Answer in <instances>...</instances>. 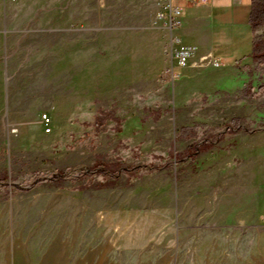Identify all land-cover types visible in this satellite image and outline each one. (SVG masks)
<instances>
[{
  "label": "rangeland",
  "instance_id": "374dc122",
  "mask_svg": "<svg viewBox=\"0 0 264 264\" xmlns=\"http://www.w3.org/2000/svg\"><path fill=\"white\" fill-rule=\"evenodd\" d=\"M160 4L0 0V264H264V96L240 95L264 68L198 62L171 81ZM101 113L121 123L97 131ZM97 161L158 170L80 175ZM55 171L74 179L28 189Z\"/></svg>",
  "mask_w": 264,
  "mask_h": 264
},
{
  "label": "crops",
  "instance_id": "0c3cea01",
  "mask_svg": "<svg viewBox=\"0 0 264 264\" xmlns=\"http://www.w3.org/2000/svg\"><path fill=\"white\" fill-rule=\"evenodd\" d=\"M174 4L184 10L177 35L184 46L193 50L190 66L183 72L192 75L200 67L198 62L217 61L225 70L237 64L253 65L250 56L254 34L249 25L252 0H205L195 6H190L187 0H174ZM250 155L256 159L264 153ZM258 201L254 196L245 200L238 224L241 228H255Z\"/></svg>",
  "mask_w": 264,
  "mask_h": 264
},
{
  "label": "trees",
  "instance_id": "16d2710c",
  "mask_svg": "<svg viewBox=\"0 0 264 264\" xmlns=\"http://www.w3.org/2000/svg\"><path fill=\"white\" fill-rule=\"evenodd\" d=\"M249 25L252 28L254 39H253V50L251 59L253 65H256L258 69L264 68V0H252L251 12L249 17ZM240 95L244 98L255 100L260 99L264 96V85L258 87L257 90L249 84L245 89L240 92ZM114 120L111 114L101 113L95 118L94 127L97 131H103L106 122ZM117 123H121L119 119H115ZM199 128L195 127H183L179 132V137L185 140L196 138L198 135ZM220 137L216 136L214 141H206L202 146L199 147L200 151H209L213 148L215 141H218ZM197 151L196 144H192L186 150L187 156ZM184 155V154H182ZM180 155L181 158L184 156ZM178 155L176 154V159ZM158 170L154 166H126L122 167L119 163H105L97 161L95 165L90 169V173L80 174L82 177H95L102 176L105 180H116L120 178L122 174H125L127 178L134 179L139 177L143 172H152ZM32 180L29 184V190L40 187L45 183H56L62 181H69L74 179L68 171H55L52 174H33ZM8 184L6 177L0 176V187L7 188ZM16 191H26V186H16Z\"/></svg>",
  "mask_w": 264,
  "mask_h": 264
},
{
  "label": "built area",
  "instance_id": "2783aa9c",
  "mask_svg": "<svg viewBox=\"0 0 264 264\" xmlns=\"http://www.w3.org/2000/svg\"><path fill=\"white\" fill-rule=\"evenodd\" d=\"M190 6H195L205 0H187ZM159 19L163 22L164 29L168 32L169 42L167 45V55L170 61L167 74L171 81L178 80L183 70H185L193 58V50L184 46L180 37L177 35V30L181 26V18L184 10L175 6L174 0H160ZM215 66L220 67V62H213ZM44 119L46 123H50L48 116ZM50 133V130H47Z\"/></svg>",
  "mask_w": 264,
  "mask_h": 264
}]
</instances>
